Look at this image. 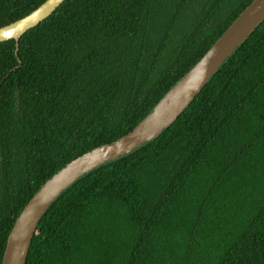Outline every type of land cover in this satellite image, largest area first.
<instances>
[{
  "label": "trees",
  "instance_id": "1",
  "mask_svg": "<svg viewBox=\"0 0 264 264\" xmlns=\"http://www.w3.org/2000/svg\"><path fill=\"white\" fill-rule=\"evenodd\" d=\"M45 0H0V27ZM252 0H65L0 43V264L23 207L130 132ZM25 264H264V21L157 138L85 174Z\"/></svg>",
  "mask_w": 264,
  "mask_h": 264
},
{
  "label": "water",
  "instance_id": "2",
  "mask_svg": "<svg viewBox=\"0 0 264 264\" xmlns=\"http://www.w3.org/2000/svg\"><path fill=\"white\" fill-rule=\"evenodd\" d=\"M65 0H45L34 10L0 27V43L19 39L47 19ZM264 21V0H252L204 55L163 95L127 134L67 163L30 197L7 237L1 264H25L38 222L59 195L85 174L115 162L157 138L192 103L224 61Z\"/></svg>",
  "mask_w": 264,
  "mask_h": 264
}]
</instances>
